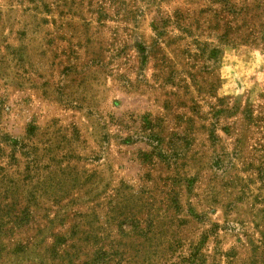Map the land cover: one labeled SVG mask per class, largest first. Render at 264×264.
Instances as JSON below:
<instances>
[{"label":"rangeland","instance_id":"1","mask_svg":"<svg viewBox=\"0 0 264 264\" xmlns=\"http://www.w3.org/2000/svg\"><path fill=\"white\" fill-rule=\"evenodd\" d=\"M0 264H264V0H0Z\"/></svg>","mask_w":264,"mask_h":264}]
</instances>
